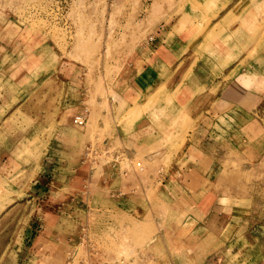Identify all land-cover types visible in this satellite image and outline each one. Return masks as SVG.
I'll return each mask as SVG.
<instances>
[{"label": "rangeland", "instance_id": "rangeland-1", "mask_svg": "<svg viewBox=\"0 0 264 264\" xmlns=\"http://www.w3.org/2000/svg\"><path fill=\"white\" fill-rule=\"evenodd\" d=\"M167 45L182 81L132 96ZM228 65L264 75V0H0V264H264V137L208 111Z\"/></svg>", "mask_w": 264, "mask_h": 264}, {"label": "crops", "instance_id": "crops-1", "mask_svg": "<svg viewBox=\"0 0 264 264\" xmlns=\"http://www.w3.org/2000/svg\"><path fill=\"white\" fill-rule=\"evenodd\" d=\"M241 14V13H240ZM242 13V18H243ZM245 18V17H244ZM163 26V25H162ZM161 28L163 29V27ZM157 30V29H156ZM161 34V33H160ZM160 34H156L157 36H160ZM160 38V37H159ZM162 40V39H161ZM176 46L175 47H163L159 48L158 50L154 51L153 54L150 56V62L149 64L145 65L138 73L135 74V76L132 78L131 81V93L132 96H137L136 98H142V97H149L151 96L156 90H158L161 86L167 84H172V87L174 88L175 83H179L182 81V78L178 77H172L174 75V72L181 73L178 71V66L176 63L172 64V60L177 59L176 53H177ZM198 50V49H197ZM233 51V50H232ZM231 51V52H232ZM231 52L227 55V58H229V55ZM201 55V54H200ZM203 58V61L198 66H192L195 70H197L200 74L204 69L212 67L213 62L207 61V59L201 55ZM226 73H223V76L218 79L212 78L211 80V86L210 89L212 92H214L213 95V101L208 106V111H212V113H215L217 117L224 114V117L227 116V114H235L237 120L247 121V126L241 130V133L243 135L245 134V141L249 142L253 141V139L260 138L262 139L264 137L263 134H259L261 131L260 126H256L254 123H249L251 116H254L256 114H260L261 112H264V104L263 97H264V91L261 92L259 88V80H264V75L261 73L259 76L257 73H250L252 68H248L247 71H244L243 74H239L238 77H232L233 68L226 67L225 66ZM192 70V69H191ZM191 71H188L189 73ZM186 73V72H185ZM191 74V73H190ZM235 76V75H234ZM194 77V81H196L198 78L202 79L203 77ZM228 77H232L233 79L228 81ZM243 78V80H242ZM193 79V78H192ZM246 79H249V84L244 85L246 82ZM259 79V80H258ZM203 81V79H202ZM188 89V91H186ZM187 89L185 91V94L187 97L190 96L191 87L188 85ZM20 92V91H19ZM186 95L183 96V100H180L179 97V103L183 104L185 103ZM182 97V96H181ZM218 100V101H217ZM190 107L191 105H187ZM216 115H214L216 117ZM227 118V117H226ZM250 127H255L258 129V132L251 133L249 131ZM23 138L26 140L27 133H22ZM243 141H238V143ZM237 143V144H238ZM19 149L24 151V143L20 142L17 146ZM184 174V173H183ZM9 175V174H8ZM27 252L26 249H24V252ZM23 257V256H22Z\"/></svg>", "mask_w": 264, "mask_h": 264}, {"label": "built area", "instance_id": "built-area-1", "mask_svg": "<svg viewBox=\"0 0 264 264\" xmlns=\"http://www.w3.org/2000/svg\"><path fill=\"white\" fill-rule=\"evenodd\" d=\"M77 122H78V124H82L83 123V118L82 117H77Z\"/></svg>", "mask_w": 264, "mask_h": 264}]
</instances>
